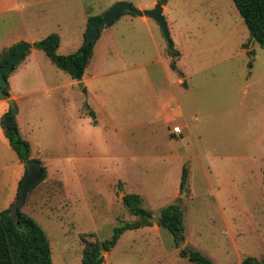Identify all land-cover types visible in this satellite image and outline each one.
Listing matches in <instances>:
<instances>
[{
  "label": "rangeland",
  "instance_id": "1",
  "mask_svg": "<svg viewBox=\"0 0 264 264\" xmlns=\"http://www.w3.org/2000/svg\"><path fill=\"white\" fill-rule=\"evenodd\" d=\"M118 1L148 9L159 0H30L23 27L33 41L57 33V53L68 54L81 46L87 18ZM162 5L172 21L171 38L180 52L177 67L185 73L186 85L177 83L164 55L168 44L150 17L126 13L101 27L86 81L74 87L69 85L73 79L41 49H28L25 77L17 82L26 94L19 99L22 109L14 113L15 120L23 122L22 133L33 151L59 162L65 176L60 171L59 180L47 173L51 179L27 193L21 210L45 230L53 264H81V233L108 238L119 220L138 218L122 203L127 192L139 194L153 218L179 198L191 245L213 264L264 257V49L250 38L232 0H167ZM12 25L20 29L17 22ZM145 63L150 64L147 71L141 68ZM174 92L188 109L184 114L190 127H195L196 112L201 131L199 140L185 134L178 143L179 153L187 147L184 159L167 153L174 149L168 127L173 133L175 122H167L157 107ZM88 104L96 118L78 115L81 109L89 111ZM111 143L136 163L115 165ZM184 164L191 169V181L187 191H180ZM75 169L80 185L71 180ZM150 233L148 246L133 239L137 231L123 232L103 252V264L185 262L178 255L184 240L178 246L168 233V238Z\"/></svg>",
  "mask_w": 264,
  "mask_h": 264
},
{
  "label": "trees",
  "instance_id": "2",
  "mask_svg": "<svg viewBox=\"0 0 264 264\" xmlns=\"http://www.w3.org/2000/svg\"><path fill=\"white\" fill-rule=\"evenodd\" d=\"M166 1L159 0L158 2L164 4ZM232 2L242 17L250 38H253L264 49V0H232ZM103 13L87 18L86 28L83 32V42L74 52L68 54L57 53L60 44V37L57 33H51L39 41L32 42V46L41 49L57 68L67 73L71 78L80 80L92 57L93 46L99 35L98 32L95 40L87 42L86 33L95 21L101 19ZM126 13L135 15L132 12L123 11L120 16ZM16 44L14 43L2 50L0 53V65L7 64L9 56L15 52ZM27 52L28 49L25 51V55ZM168 54L172 57L178 55V52L173 48L172 40L168 44ZM17 63L19 62L14 63L13 69ZM170 65L175 69V58L171 59ZM9 73L6 72L4 75L7 85L3 89V92L6 94V99L9 98V85L7 81ZM11 110L12 108L9 106L8 112L1 119V126L4 130L9 129L11 131L8 135L6 134V137L10 146L17 154L18 159L24 165V174L19 180L17 193L14 198L15 201L18 198V193L24 175L26 174L25 162L31 159V157L29 142L20 135L15 115L11 113ZM88 113L94 117L92 110H89ZM42 168L43 173L40 180L28 187L25 197L32 188L45 179L46 169L44 166ZM262 178L264 182V163L262 167ZM186 184L187 173L186 167L183 166L179 183L180 191L186 189ZM118 187L120 188V184ZM121 200L123 205L138 218L131 221L119 220L113 227L111 236L108 238H99L94 231L81 233V264H102L104 256L99 257L100 251L109 252L124 231L151 225V222L146 219L147 217H151L150 210L142 206L143 199L139 194L125 193L122 195ZM13 202L7 208L0 211V264H53L51 247L45 230L34 217L21 210L24 203L13 212L11 210ZM155 221L159 227L173 237L176 245H178V240H184L183 211L179 198L163 206L159 210V215ZM85 236L91 239H86L84 238ZM178 254L180 257L187 258L195 264H213L208 256L186 245L179 249ZM240 264H264V257L245 256L242 258Z\"/></svg>",
  "mask_w": 264,
  "mask_h": 264
},
{
  "label": "crops",
  "instance_id": "3",
  "mask_svg": "<svg viewBox=\"0 0 264 264\" xmlns=\"http://www.w3.org/2000/svg\"><path fill=\"white\" fill-rule=\"evenodd\" d=\"M30 5H31L30 0H0V53L2 52L3 49L11 46L14 43H18L19 41L24 40V41H27L30 43L34 42L28 35V28L25 27V29H24V27H23L24 23H27V20H28L27 19V17H28L27 13L29 11ZM128 15H130V14H128ZM141 18H143L145 20V16H142ZM165 19H166V17H165ZM13 21L17 22L20 25L19 30H15V27H13L14 25H12ZM166 22H167L168 31L170 34V30H171L170 28L171 27H169V26H171V25H168L170 20L166 19ZM170 23H172V21ZM170 38H171V34H170ZM171 40L173 41L172 38H171ZM94 45H95V43H94ZM175 45L176 44L173 42V48L178 52L177 56L172 57L171 55L168 54V46L164 51V55L169 60L170 69L175 71L177 76H178L177 83L180 85H186V75L184 72L180 71L177 67V60L180 57V52L177 48H175ZM93 50H94V46H93ZM28 53L29 52H27V54L24 57L27 60H24L19 65L15 66L16 68H14L12 71H10V73L7 76V81H8V85H9V89H8L9 90V97L12 98L14 100V102L16 103L17 112H20V110L22 109V105L20 104L19 99L24 94H26V93H21V91H19L17 89V82H18L19 78L25 77L24 67L29 62V59H30ZM92 55H93V53H92ZM172 58H175V69H173L170 65ZM149 65L150 64L145 63L142 65L141 68L144 71H147V68L149 67ZM26 79L27 80H26L24 86L26 89H28L29 84H30V79L29 78H26ZM147 80L148 81L150 80L149 75H147ZM46 81H47V79H46ZM48 81H51V80L48 79ZM85 81H86V78L83 74V76L80 80L73 79V81L69 85L71 87H74L75 85H79L80 83H84ZM50 88L52 90H54V89H56V86H53ZM6 100L7 99L0 97V118L3 115V113H5L9 109V104L7 103ZM87 107L89 108V110L93 111V114H94L93 118H96V111L89 104L87 105ZM157 107L162 109V114L167 118V122H175V123H173L174 127L178 126L181 129V133L176 134L174 132L172 133L170 131L171 130L170 127H168L169 140L173 144L174 149L169 150L167 153L171 156L172 159H176L178 157H181L184 159L186 156L189 155L187 151L184 152V150H186L185 148H187V147L183 146L182 147L183 153H179V151H178L179 148L177 147V145L182 140V137L185 134H188L190 137H192V135H193L196 137L197 140L200 139L201 131L199 129L198 115L196 114V112L193 113L194 118H195V120L193 122V125L195 127L193 129L190 127L191 123L186 120V116L184 114L185 111L188 112V109H187L183 99L180 98L179 95L176 94L175 92L173 94L168 95L165 102L160 103ZM87 114H89L88 111H86L84 109H81V111L78 113L79 116H84ZM177 121H179V122L177 123ZM17 126H18V130H19L20 135L25 140H27L25 138L26 134L22 133L23 122L18 120ZM28 142L30 145V157L33 159L39 160L41 162L42 166H44L45 169L47 168L46 169V177H47V173H50V174L54 173V174H56L54 176H57L58 179L61 180L62 176H65V175H64V170L62 168H60V166H59V162L56 163V161H54L50 158H44V157L42 158L38 153H35L33 151L32 146L30 144V141H28ZM111 144H112L111 147H113V143H111ZM112 149L115 150V151H112V154L115 155L114 158L116 159L113 162L115 165H121V166H123L125 164L134 165L136 163L135 159H133V158L130 159V157H126L123 155V153H120V151H118L117 147H115V148L113 147ZM112 149H110V150H112ZM159 158H161V157H159ZM72 160L73 159L70 158L71 162H72ZM184 167H186V173H187V184H186V191H187L188 190L187 186L189 185V182L191 181L190 180L191 169H190V167H187L186 164H184ZM60 171H61V173L63 171L62 176H60V174H59ZM23 174H24V165L18 159L17 154L15 153V151L10 146L9 141L6 137L5 131L1 126V120H0V211L7 208L14 201L15 195L17 193L18 183H19V180L21 179V177L23 176ZM57 174H59V175H57ZM72 176H73V179H71V180L72 181L74 180L73 181L74 184L80 185L79 181L81 179H79L80 177L78 175L77 169H75L74 172H72ZM46 177L43 181H46V179H48V178L51 179L50 176H48L47 178ZM180 177H181V175H180ZM231 186H232V183L229 184L228 188H230ZM80 187L81 186H79V189H80ZM178 192H179V190H178ZM127 193H130V192H127ZM175 197H177V193H176ZM187 197H188V194L186 192L185 199ZM181 206H182V204H181ZM154 219L156 220L157 218H154ZM183 225H184L183 237H184L185 245L192 248V249L199 250L200 252H202L203 254L206 255V253H204L201 249H198L195 246L191 245L190 235L188 233H186V230H185L184 212H183ZM132 230L137 231V234L133 236V239H142L144 244L148 245V246L150 245V241H152L151 235H150L151 234L150 232L152 230L153 231L155 230L157 232H161V234L163 236L168 238V236H167L168 232L165 231L164 229H162L161 227H159L157 225L156 221L154 223L151 222V225H146V226H143V227H140L137 229H132ZM132 230H128V231H132ZM168 235H169V233H168ZM170 239L172 241L171 243L175 244L173 241V237L171 235H170ZM107 255H109V254H107ZM176 255H177V253H176ZM206 256H208V255H206ZM181 258H183V257H181ZM184 259H186V260H184L185 262L183 264H192L193 263V262L189 261L187 258H184ZM105 261H106V258H105Z\"/></svg>",
  "mask_w": 264,
  "mask_h": 264
},
{
  "label": "water",
  "instance_id": "4",
  "mask_svg": "<svg viewBox=\"0 0 264 264\" xmlns=\"http://www.w3.org/2000/svg\"><path fill=\"white\" fill-rule=\"evenodd\" d=\"M123 11L132 12L136 16L142 17H150L155 20L162 32L164 39L167 44L171 42L170 34L168 31L167 22L165 16L163 14V5L159 2L155 3L152 8L148 9H137L134 8L130 3L126 1H118L114 3L107 11L102 14L100 20L95 21L89 30L86 33V41L91 42L96 39L99 29L102 26L109 27ZM32 47V43L26 41H20L15 46V52L11 54L8 58V62L6 65H0V97L5 98L6 94L3 92V89L6 87V78L5 73L13 70V65L15 62L20 61L25 57V51ZM7 103L12 108L11 113L14 114L17 111L15 106V102L12 98H7ZM5 134H9L11 131L9 129H5ZM26 165V174L24 175L18 198L11 205V210L14 212L17 210L19 206H21L25 201V194L30 185L34 184L36 181L40 180L43 168L42 164L37 159H29L25 162ZM184 191V190H183ZM149 222H154L155 219L153 217L146 218ZM183 240H178V246H181ZM103 251H100V256H102Z\"/></svg>",
  "mask_w": 264,
  "mask_h": 264
},
{
  "label": "built area",
  "instance_id": "5",
  "mask_svg": "<svg viewBox=\"0 0 264 264\" xmlns=\"http://www.w3.org/2000/svg\"><path fill=\"white\" fill-rule=\"evenodd\" d=\"M174 133H180V128L178 126L173 127Z\"/></svg>",
  "mask_w": 264,
  "mask_h": 264
}]
</instances>
